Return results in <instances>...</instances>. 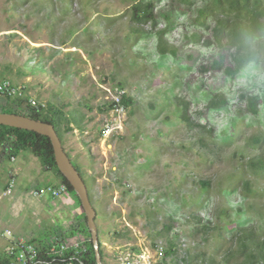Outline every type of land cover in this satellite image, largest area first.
<instances>
[{"label":"rangeland","instance_id":"1","mask_svg":"<svg viewBox=\"0 0 264 264\" xmlns=\"http://www.w3.org/2000/svg\"><path fill=\"white\" fill-rule=\"evenodd\" d=\"M136 1L0 0V80L24 85L25 99L65 115L56 129L62 143L70 140L68 154L76 152L69 159L95 209L104 264L154 243L165 249L169 240L175 254L156 264L218 259L236 227L264 226V167L254 165L264 164V51L234 79L200 70L214 50L183 35L207 36L192 22L202 0H153L155 26L132 34L129 7ZM167 21L174 57L156 49L155 29ZM119 84L131 102L113 114ZM214 93L225 96L215 108L207 106ZM250 94H257L255 114ZM13 100L0 96V109L21 101ZM67 123L74 131L63 129ZM105 124L114 129L102 135ZM46 173L20 178L29 215L23 232L35 245L56 233L82 239L69 237L70 227L61 231V219L74 223L71 208L57 219L59 199L31 196L55 183Z\"/></svg>","mask_w":264,"mask_h":264},{"label":"trees","instance_id":"2","mask_svg":"<svg viewBox=\"0 0 264 264\" xmlns=\"http://www.w3.org/2000/svg\"><path fill=\"white\" fill-rule=\"evenodd\" d=\"M153 9V0H138L131 4L129 7V19L132 26L129 29L132 34L143 33L142 26L145 24L151 27L155 26L156 17ZM168 15L169 13L166 15V19H169ZM192 22L194 25L199 26L201 30L207 32V36L201 38L196 33L184 34L183 36L190 37L194 41L200 40L206 48L214 50V56L210 57L208 62L202 63L199 67L200 70L220 71L227 79H234L236 75L247 67L259 63L261 50L264 51V0H202L195 10ZM169 27L170 23L167 21L163 27L155 29L156 49L160 57L166 54L174 57L176 54L174 46L168 45L165 40V34ZM118 89H122L120 84ZM211 96L212 98H209L207 106L215 108L225 103L224 94L214 93ZM1 97L14 101L8 97ZM19 100L21 101L17 105L9 107L12 110H7L6 107H3L0 111L21 114L51 123L60 139L56 128L61 124L62 120H65V115L60 109L51 106H41L40 104L31 106L25 98H20ZM256 101L257 94H250L247 97L248 109L253 114L257 110ZM130 102L131 99L126 94L120 96V104L122 106L126 107ZM111 106L112 103L109 104V107ZM182 117H185L184 114ZM63 129L69 131L72 127L67 123ZM0 145L7 147L9 152L6 156L8 158L14 156L20 149L29 148L33 155L40 158L42 165L53 170L59 178V182L65 185L66 190L75 197L80 207L71 186L60 174L54 163L51 145L46 137L27 130L0 125ZM260 162L256 160L254 165L259 167L262 165L264 167L263 162ZM73 166L81 176L78 168L75 165ZM202 183L203 186H206V183ZM242 187L249 190V182L245 180L242 183ZM88 197L92 204L89 194ZM81 219L82 221L78 228L76 230L73 229L72 235L77 231L78 236L82 238V245L85 248V251L81 254L82 264H95L90 235L82 210ZM203 227L208 229L207 225ZM263 228L264 226L260 225H240L236 227L234 233L230 236V246L225 248L218 259L197 256L194 257L192 264H264ZM98 244L101 262L104 264L99 239ZM174 248L173 242L169 240L164 249L163 259L168 256L172 257L175 254ZM184 261L185 263L190 262L189 259H184ZM180 262L183 261L180 260ZM5 263L3 261V264Z\"/></svg>","mask_w":264,"mask_h":264},{"label":"built area","instance_id":"3","mask_svg":"<svg viewBox=\"0 0 264 264\" xmlns=\"http://www.w3.org/2000/svg\"><path fill=\"white\" fill-rule=\"evenodd\" d=\"M24 86H17L8 79L0 80V96L10 99H22L25 97ZM124 94L122 89L117 90L113 97L110 111L113 114L123 112L120 104V96ZM29 105H36L35 101L27 98ZM114 128L105 124L101 130L106 135ZM14 186V179L10 178L2 191V195H10ZM64 184L58 186L42 185L34 188L31 192L34 197L50 196L56 198L66 192ZM4 237L8 244L4 249L5 264H82L81 254L85 251L81 240H63L55 236L45 248H39L34 243L23 237L13 236L10 230H4ZM164 254V247L160 243H154L149 250H133L121 257L119 264H156ZM3 264V263H2Z\"/></svg>","mask_w":264,"mask_h":264},{"label":"crops","instance_id":"4","mask_svg":"<svg viewBox=\"0 0 264 264\" xmlns=\"http://www.w3.org/2000/svg\"><path fill=\"white\" fill-rule=\"evenodd\" d=\"M28 77V76H27ZM24 86V85H22ZM69 125L72 127V124L69 123ZM74 131V127H72ZM71 132V131H69ZM68 133V132H67ZM70 143V140H63L62 146H64L65 143ZM71 147V146H70ZM65 152L68 154L66 151L67 149L63 147ZM71 151L70 153L73 155H69V157L72 158L75 157L76 152L73 150V148H70ZM8 149L5 145H0V264L5 261V256H4V249L8 244V240L4 237V230H10L13 234V236L16 237H23L27 239L30 242H35V238L31 235H26L23 232V227L25 224L24 218L29 216L27 212L24 210L25 205H26V196H25V191L24 187L22 184L19 183L20 178H25L26 175H28L29 171H34L37 174H40L41 170L46 171L47 175L50 176L51 178H56L57 176L53 172L51 168H47L46 166L42 165V162H36L37 160L35 159V156L32 154V152L29 150V148L25 149H20L14 156L7 157L6 155L8 154ZM25 152V154H24ZM19 156L21 157L20 161H18ZM27 177V176H26ZM13 178L14 179V186L11 191V194L6 196L2 195V191L4 187L6 186L7 181ZM50 183H44L42 185H47ZM61 183L59 182L58 177L55 179V183L51 184L52 186H58ZM39 185V186H42ZM38 187V186H37ZM61 195V194H60ZM32 196V194H31ZM34 197V196H32ZM42 197H47L50 200L54 201L55 199H59L60 201L57 202V204H52L54 206V214L57 216V219L63 218L62 213L64 210L70 209L74 211L75 213V219L73 225H66L65 220H62V225H61V231H63V227H70V236L73 237L77 235V231L74 232L72 235L73 229L76 230L78 228L79 224L81 223V209L79 205L76 202L75 197L70 193V192H64L59 198H52L50 196H42ZM35 198V197H34ZM40 198V197H39ZM34 214V211H32V215ZM62 216V217H61ZM66 225V226H65ZM67 228L64 230V232L67 233ZM76 233V234H75ZM58 235L56 233L54 236ZM59 236V235H58ZM62 237V236H59ZM66 237V235H65ZM69 239V238H68ZM49 242L46 243H41L38 242L37 247L39 248H45Z\"/></svg>","mask_w":264,"mask_h":264},{"label":"water","instance_id":"5","mask_svg":"<svg viewBox=\"0 0 264 264\" xmlns=\"http://www.w3.org/2000/svg\"><path fill=\"white\" fill-rule=\"evenodd\" d=\"M0 125L27 130L46 137L51 145L54 163L60 174L66 179L75 193L80 208L85 216L86 226L90 235L95 264H102L99 254L97 228L95 225V209L92 206L85 183L61 144V141L51 123L36 120L21 114L1 112Z\"/></svg>","mask_w":264,"mask_h":264},{"label":"bare ground","instance_id":"6","mask_svg":"<svg viewBox=\"0 0 264 264\" xmlns=\"http://www.w3.org/2000/svg\"><path fill=\"white\" fill-rule=\"evenodd\" d=\"M82 241V239H80ZM83 242V241H82Z\"/></svg>","mask_w":264,"mask_h":264}]
</instances>
